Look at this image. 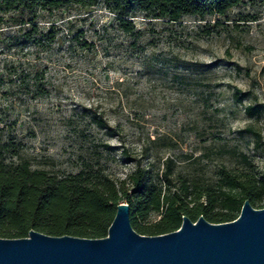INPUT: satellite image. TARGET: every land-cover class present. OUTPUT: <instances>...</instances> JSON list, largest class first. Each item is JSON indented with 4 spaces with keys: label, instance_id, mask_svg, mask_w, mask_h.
Returning a JSON list of instances; mask_svg holds the SVG:
<instances>
[{
    "label": "rangeland",
    "instance_id": "rangeland-1",
    "mask_svg": "<svg viewBox=\"0 0 264 264\" xmlns=\"http://www.w3.org/2000/svg\"><path fill=\"white\" fill-rule=\"evenodd\" d=\"M133 22L139 33L123 32L100 1L0 10L6 161L116 182L139 164L171 191L224 184L223 171L263 181L264 0L203 20L138 12Z\"/></svg>",
    "mask_w": 264,
    "mask_h": 264
},
{
    "label": "trees",
    "instance_id": "trees-1",
    "mask_svg": "<svg viewBox=\"0 0 264 264\" xmlns=\"http://www.w3.org/2000/svg\"><path fill=\"white\" fill-rule=\"evenodd\" d=\"M97 1L113 14L117 26L127 34H137L133 19L137 13L176 22L182 17L205 19L225 15L243 0H0V10L20 14L33 9L50 11L73 3L84 8ZM254 114L256 107L246 108ZM100 125L107 128L106 124ZM8 144L0 138V237H25L30 229L50 235L69 234L100 238L124 199L129 204V220L138 233L156 235L176 230L181 216L196 220L200 215L210 222L235 219L245 199L250 203L264 198V179L253 175L222 172L218 186L198 187L183 184L170 190L159 186L150 172L135 165L124 180L116 182L106 175L86 170L56 176L34 169L26 159L6 161ZM127 152H123L126 155ZM169 169L166 163V170ZM166 176V172L164 173ZM204 198V200H202ZM252 205V204H251ZM162 212L151 226L141 224L152 213Z\"/></svg>",
    "mask_w": 264,
    "mask_h": 264
},
{
    "label": "water",
    "instance_id": "water-1",
    "mask_svg": "<svg viewBox=\"0 0 264 264\" xmlns=\"http://www.w3.org/2000/svg\"><path fill=\"white\" fill-rule=\"evenodd\" d=\"M129 210L119 202L100 238L34 229L25 237H0V264H264V207L248 199L233 220L182 215L176 230L156 235L134 230Z\"/></svg>",
    "mask_w": 264,
    "mask_h": 264
}]
</instances>
